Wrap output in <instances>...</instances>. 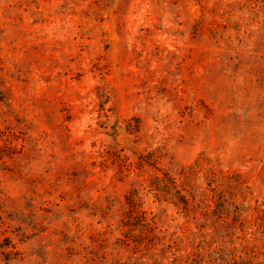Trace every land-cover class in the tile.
Returning a JSON list of instances; mask_svg holds the SVG:
<instances>
[{"label": "rangeland", "instance_id": "374dc122", "mask_svg": "<svg viewBox=\"0 0 264 264\" xmlns=\"http://www.w3.org/2000/svg\"><path fill=\"white\" fill-rule=\"evenodd\" d=\"M0 264H264V0H0Z\"/></svg>", "mask_w": 264, "mask_h": 264}]
</instances>
